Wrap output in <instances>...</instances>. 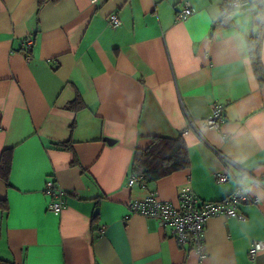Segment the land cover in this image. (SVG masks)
<instances>
[{
	"label": "crops",
	"instance_id": "0c3cea01",
	"mask_svg": "<svg viewBox=\"0 0 264 264\" xmlns=\"http://www.w3.org/2000/svg\"><path fill=\"white\" fill-rule=\"evenodd\" d=\"M226 0H0V258L14 264H264V84L253 72L247 6ZM187 2L192 13L176 12ZM121 20L108 25L110 13ZM32 38L31 45L24 43ZM264 60V39L261 45ZM79 98L82 106L68 105ZM225 103L219 129L202 120ZM197 130L187 129V119ZM153 136L182 138L189 165L129 184L134 151ZM105 138L112 139L111 143ZM57 142H70L64 150ZM220 154L258 177L243 220L206 221L205 254L127 204L154 192L174 201L189 185L220 200L237 176ZM65 191L58 214L45 183Z\"/></svg>",
	"mask_w": 264,
	"mask_h": 264
},
{
	"label": "built area",
	"instance_id": "2783aa9c",
	"mask_svg": "<svg viewBox=\"0 0 264 264\" xmlns=\"http://www.w3.org/2000/svg\"><path fill=\"white\" fill-rule=\"evenodd\" d=\"M99 0H90L96 4ZM249 4L248 0H226V9L242 8ZM192 13V8L185 2L184 6L176 12V19L184 20ZM121 20L116 13L108 16V25L118 27ZM31 45L32 38L27 37L23 41ZM225 117V103L216 101L212 104L210 113L202 120L205 127L219 129ZM187 129L197 130L196 121L188 117ZM230 166L238 171L235 176L226 170L217 171L214 178L219 183H225L231 179L235 180L234 190L220 200H199L189 185H185L177 195L176 200H162L154 192H151L143 199L128 202L127 207L130 214H139L156 221L160 228H168L171 237L180 246H188L198 255L205 254L204 232L206 221L215 215L226 218H236L243 220L245 215L239 210L240 205L245 203H256L257 198L252 197L249 188L252 183H258V177L236 165L234 162L220 154ZM139 183L138 178L132 175L129 184ZM45 190L50 195L47 209L58 214L63 208V197L65 191L55 185L53 179H48L45 183ZM264 250V238L254 239L248 249V257L253 260L257 252Z\"/></svg>",
	"mask_w": 264,
	"mask_h": 264
},
{
	"label": "trees",
	"instance_id": "16d2710c",
	"mask_svg": "<svg viewBox=\"0 0 264 264\" xmlns=\"http://www.w3.org/2000/svg\"><path fill=\"white\" fill-rule=\"evenodd\" d=\"M45 0H39L42 4ZM248 7L252 10L253 30L248 39L251 65L254 74L264 84V60L261 57L262 39H264V0H248ZM82 106L78 97L68 107L77 108ZM60 149H71L70 142H57ZM9 154L4 151L0 158V173L7 180L9 169ZM189 160L186 146L182 138H167L153 136L146 148H137L134 151L131 174L138 178L140 184H150L173 172L184 170L188 167ZM0 264H14L11 261L0 258Z\"/></svg>",
	"mask_w": 264,
	"mask_h": 264
},
{
	"label": "water",
	"instance_id": "95a60500",
	"mask_svg": "<svg viewBox=\"0 0 264 264\" xmlns=\"http://www.w3.org/2000/svg\"><path fill=\"white\" fill-rule=\"evenodd\" d=\"M105 141H107L108 143H111V142H112V139H110V138H105Z\"/></svg>",
	"mask_w": 264,
	"mask_h": 264
}]
</instances>
